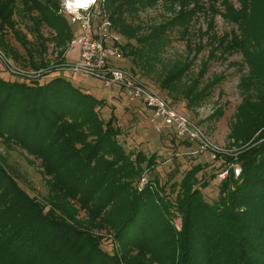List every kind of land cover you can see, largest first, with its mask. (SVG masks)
Segmentation results:
<instances>
[{"label": "trees", "instance_id": "obj_1", "mask_svg": "<svg viewBox=\"0 0 264 264\" xmlns=\"http://www.w3.org/2000/svg\"><path fill=\"white\" fill-rule=\"evenodd\" d=\"M97 2L98 11L124 38L123 55L141 68L158 59L172 35L189 47L191 23L201 14L207 58L215 57L217 49V57L239 54L248 70L242 81L264 87V0ZM157 3L164 15L157 23H141L139 10ZM58 9V0H0V45L6 46V30L23 44L29 42L17 25L28 21L36 39L32 51L40 55L45 50L39 31L45 25L55 32L59 58L72 32ZM216 15L232 27L220 34L210 30ZM35 61L30 64L43 66ZM185 68L166 72L160 86L173 91ZM52 71L25 77L0 65V141L38 159L48 177L43 203L24 191L0 160V264H264V99L257 107L248 101L240 106L244 120L233 132L234 141L244 143L257 131L260 140L224 156L239 171L234 175L220 163L216 174L226 173L216 199L208 202L202 189L215 175L197 173L212 163L192 164L169 184V191L156 179L138 189L141 174L156 167V155L125 151L116 139L112 110L103 119L101 99ZM204 90L185 99L186 104ZM79 210L84 217H77ZM101 229L110 232L111 252L101 247Z\"/></svg>", "mask_w": 264, "mask_h": 264}, {"label": "rangeland", "instance_id": "obj_2", "mask_svg": "<svg viewBox=\"0 0 264 264\" xmlns=\"http://www.w3.org/2000/svg\"><path fill=\"white\" fill-rule=\"evenodd\" d=\"M97 1L88 8L93 21L96 20L95 12L98 11ZM58 5L60 9L61 0H58ZM164 13L165 8L157 3L152 7L139 10L138 19L144 25L154 24ZM62 16L68 20L67 16L63 14ZM25 23L28 21L18 20L17 25L29 42L23 44L20 38H14L15 36L13 37L6 30V46L0 45V60L2 61L0 65L4 62V67L14 72L33 75L60 69L64 63H73L77 59V47L69 46L71 38L66 42L60 57L56 56L57 49L53 39L55 32L45 25L39 27L42 37L46 40L45 50L40 55L36 54L32 51L36 39ZM69 25L72 37L75 38L78 35V26L77 24ZM230 27L232 25L216 15L210 30L220 34L228 31ZM205 28L206 22L203 16L196 15L191 23V31L194 33L189 37V47L185 46L184 39L172 35L171 41L160 50L158 59L154 60L147 69L132 62L130 56H124L122 62H115L130 70L147 89L167 101L176 112L199 126L209 143V148L201 152H198L196 144L186 140L181 141L180 138L168 133V129L158 120H151L149 108L138 99L126 97L118 84L110 83L108 86H103L99 79L92 76L74 75L69 78L72 85L89 93L95 99L103 101L98 109L103 119L108 118L112 110L115 115L114 124L119 129L116 139L125 151H143L146 155H156V167L152 171H145L141 174L136 182L138 189L143 187L148 180L156 179L157 185L163 184L166 191H169V184L173 181L177 182L183 171L192 164L212 163L206 170L198 172L197 177L208 178V175L212 173L215 175L202 189L205 200L213 201L217 197V184L222 179L219 173L216 174L221 167L219 164L229 165L232 169L239 168L235 162H226L224 156H233L237 150L247 144L260 140L256 139L258 131L244 143L239 140L235 142L232 135L243 124L244 117L239 116L240 106L244 101L250 102L254 107L259 106L264 101L262 96L264 87L242 81L248 74V70L239 54L226 53L217 57L220 52V49H217L215 57L207 58L209 45H207L205 35L201 34ZM196 32L199 35H195ZM117 35L122 43H125L124 38ZM198 44L202 46L196 50ZM32 59L36 60L35 63L43 62V66H33L30 64ZM182 65H186V68L178 81L173 84V91L162 88L160 86L162 76L169 70L182 67ZM204 88L205 94L186 104L185 99L200 93ZM157 127L160 131L155 130ZM0 160L24 191L37 200L45 202L48 191L46 178L48 177L43 174L38 159L20 148L8 147L0 141ZM202 172L204 176L201 175ZM169 196L172 197L173 194ZM76 215L78 218L84 217L82 210H79ZM172 222L178 230L179 217L175 216ZM98 232L104 234L101 247L111 252L113 242L109 236L110 232L104 229Z\"/></svg>", "mask_w": 264, "mask_h": 264}, {"label": "built area", "instance_id": "obj_3", "mask_svg": "<svg viewBox=\"0 0 264 264\" xmlns=\"http://www.w3.org/2000/svg\"><path fill=\"white\" fill-rule=\"evenodd\" d=\"M88 8L70 13L62 10V5L60 6V14L68 17V23L78 26V35L69 40L70 47H77L78 55L73 63H64L60 69L53 70L50 74H60L67 78L74 75L92 76L99 79L103 86L116 83L126 97L143 102L150 110V119L158 120L175 137L196 144L198 152L209 148V143L199 126L176 112L167 101L147 89L134 74L121 67V64L115 63L124 60L120 47L122 41L113 30L103 10L96 12V20L93 21ZM0 63H2L1 60ZM4 65L3 62V68L11 74L25 77L38 76V73L28 75L14 72ZM155 130L160 131L159 127ZM233 171L236 175L239 169L234 168ZM225 173L226 171H223L219 175L223 177Z\"/></svg>", "mask_w": 264, "mask_h": 264}, {"label": "clouds", "instance_id": "obj_4", "mask_svg": "<svg viewBox=\"0 0 264 264\" xmlns=\"http://www.w3.org/2000/svg\"><path fill=\"white\" fill-rule=\"evenodd\" d=\"M96 0H61L62 10H67L70 13H76L78 9H87Z\"/></svg>", "mask_w": 264, "mask_h": 264}]
</instances>
